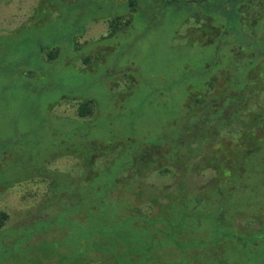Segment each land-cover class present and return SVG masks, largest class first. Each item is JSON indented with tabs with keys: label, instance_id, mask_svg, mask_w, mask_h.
I'll return each instance as SVG.
<instances>
[{
	"label": "rangeland",
	"instance_id": "rangeland-1",
	"mask_svg": "<svg viewBox=\"0 0 264 264\" xmlns=\"http://www.w3.org/2000/svg\"><path fill=\"white\" fill-rule=\"evenodd\" d=\"M132 1L0 0V211L10 215L0 229V264H206L194 261L206 250H185L234 228L212 215L204 235H179L194 225L179 205L192 206L201 190L207 198L210 174L177 189V178L132 166L189 102L215 32L200 33L194 18L179 28L180 16H138ZM124 11L135 21L109 37L105 14ZM87 101L94 116L80 118ZM116 172L121 185L108 195ZM131 177L151 191L133 195ZM154 190L159 205L149 199ZM237 216L234 226L246 229L249 218ZM207 251L215 258L224 247ZM228 258L237 264L233 253Z\"/></svg>",
	"mask_w": 264,
	"mask_h": 264
},
{
	"label": "trees",
	"instance_id": "trees-1",
	"mask_svg": "<svg viewBox=\"0 0 264 264\" xmlns=\"http://www.w3.org/2000/svg\"><path fill=\"white\" fill-rule=\"evenodd\" d=\"M256 5L264 9V0H133L128 5L129 8L134 6V11L142 10L138 16L149 17L155 22L176 15L183 18L179 28L190 18L195 19L197 30L202 34L214 27L213 37L205 44L211 58L201 73L196 90L186 91L189 102L183 104L180 116L159 141L143 147L140 157L132 163L139 172L147 173L156 168L161 174L177 178L181 181L180 185L176 184L177 189L185 188L187 181L203 171L210 174L208 184L203 187L212 190L208 191L209 196H202L201 190L200 194L193 195L196 203L192 206L185 205L182 200L183 206L178 207H184V217L194 221V225L179 235L200 236L205 217L212 215L219 226L234 227L221 231L222 235L207 246L202 241V247L185 250L192 255V250L197 253L206 250V256L197 254L194 260L206 261V264H234L230 262L228 252L234 254V259L238 258L237 264H264V11L260 10L261 15L250 12ZM105 17L111 19L109 37L116 36L120 29L130 25L133 19L135 21L127 11L115 17L105 14ZM185 45L190 48L194 44L188 47L186 42ZM221 73L223 84L218 85L221 84L218 80ZM94 105L93 101L81 103L80 118L94 116ZM139 177L141 175L137 173L133 175V178ZM84 178L91 180L90 175H84ZM118 180L116 172L108 195L121 185ZM129 183L138 188V193L133 192L138 198L151 191L140 187L132 177ZM105 194L101 198L105 199ZM158 194L160 190H154L149 197L154 205H159ZM221 198L227 200V204L222 203ZM105 200L109 202V199ZM215 203L219 205L216 212L213 206L210 207ZM166 209L167 205L162 213ZM173 209L170 208L171 213ZM237 215L251 221L246 229L234 226ZM9 220L10 215L0 211V229ZM254 226L258 228L249 229ZM235 242L239 246L234 245ZM218 246L224 247V253L219 254L222 257L211 258L207 249L212 247L214 250Z\"/></svg>",
	"mask_w": 264,
	"mask_h": 264
}]
</instances>
